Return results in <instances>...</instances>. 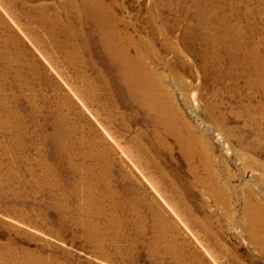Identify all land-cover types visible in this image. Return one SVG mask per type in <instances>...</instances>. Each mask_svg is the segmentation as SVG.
I'll use <instances>...</instances> for the list:
<instances>
[{
    "label": "rangeland",
    "instance_id": "374dc122",
    "mask_svg": "<svg viewBox=\"0 0 264 264\" xmlns=\"http://www.w3.org/2000/svg\"><path fill=\"white\" fill-rule=\"evenodd\" d=\"M0 264H264V0H0Z\"/></svg>",
    "mask_w": 264,
    "mask_h": 264
},
{
    "label": "bare ground",
    "instance_id": "6f19581e",
    "mask_svg": "<svg viewBox=\"0 0 264 264\" xmlns=\"http://www.w3.org/2000/svg\"><path fill=\"white\" fill-rule=\"evenodd\" d=\"M214 188V187H213Z\"/></svg>",
    "mask_w": 264,
    "mask_h": 264
}]
</instances>
